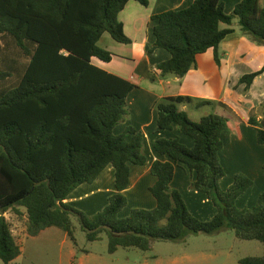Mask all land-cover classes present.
I'll return each mask as SVG.
<instances>
[{"label":"trees","instance_id":"trees-1","mask_svg":"<svg viewBox=\"0 0 264 264\" xmlns=\"http://www.w3.org/2000/svg\"><path fill=\"white\" fill-rule=\"evenodd\" d=\"M131 0H0V264H13L22 254L4 215L27 216V231L39 236L49 228L64 231L75 242V217L90 242L107 234L109 252L119 248L151 250L152 241H179L193 234L231 230L238 239L264 245V193L251 208L238 199L254 186L245 175L223 191L225 170L220 161L222 136L229 120L220 115L190 118L181 106L199 108L215 102L191 97H167L155 108L160 130L175 127L194 140L192 148L178 137L161 138L154 150L170 161H155L151 172L157 182L150 189L157 205L152 210L128 206L124 192L130 186L131 165L144 166L145 139L127 121L129 95L136 85L95 66L93 59L110 63L113 54L99 46L104 34L121 44L131 40L119 15ZM148 6V0H134ZM251 40L264 46L263 0H242L232 14L221 0H195L188 8L152 17L155 43L149 53L166 50L171 58L157 65L161 76L185 77L198 67L197 57L213 50L221 65L220 46L235 33L233 21ZM227 28H222V25ZM264 67L245 75L248 91ZM264 105L250 115L258 142L264 129L258 121ZM196 174L191 189L205 195L217 209L209 221L194 216L182 196L172 188L177 166ZM115 169L116 193L104 209L88 215L67 204L72 193L93 184L109 167ZM240 264H264L263 257H247Z\"/></svg>","mask_w":264,"mask_h":264},{"label":"crops","instance_id":"crops-1","mask_svg":"<svg viewBox=\"0 0 264 264\" xmlns=\"http://www.w3.org/2000/svg\"><path fill=\"white\" fill-rule=\"evenodd\" d=\"M149 5L143 6L131 0L119 15L124 24V32L131 40L130 44L114 43L105 40L104 34L99 46L113 54L110 63L93 59V64L106 72L125 79L136 85L127 99L130 116L116 129L121 134L132 126L141 132L145 139L144 151L148 161L144 166L131 165V180L129 188L124 192L134 209L152 210L157 202L150 189L157 182L151 168L155 161L168 162V157L158 155L154 150V142L158 139L178 137L187 147L194 146V140L182 135L175 127L173 130H160L157 125L158 113L156 104L167 97H191L201 101L215 102L213 106L197 107L195 105L181 106L190 118L199 121L203 116L216 114L229 120L230 131L222 136L223 149L220 151V161L225 170V177L220 187L226 191L237 175H245L254 181V186L241 196L237 205L253 206L255 200L264 193V145L258 142L257 130L250 124L251 112L264 105V73L257 77L250 89L241 84V79L260 71L264 67V46L259 45L240 30L239 21H233L235 33L227 36L221 43V65L209 50L197 57L198 67L191 70L185 77L174 75L161 76L156 68L167 61L171 55L163 49L149 53V46L155 43L153 34L156 25L153 16L168 11H178L191 6L195 0H148ZM225 12L232 14L242 0H221ZM264 3V0H263ZM222 28H227L222 25ZM193 117V118H192ZM258 121L264 129V116ZM196 174L186 166L176 167L172 188L178 190L190 212L202 221L211 220L217 213L213 203L202 193L191 189ZM115 169L109 166L93 184H84L77 188L66 201L74 207L89 209L86 202L96 199L102 203V210L108 204V198L116 193ZM111 185V186H110ZM259 185V186H258ZM259 188L255 200L246 201L251 193ZM134 195L132 203L131 197ZM257 201V200H256ZM242 202V204H240ZM246 203V204H245ZM98 204V203H96Z\"/></svg>","mask_w":264,"mask_h":264},{"label":"rangeland","instance_id":"rangeland-1","mask_svg":"<svg viewBox=\"0 0 264 264\" xmlns=\"http://www.w3.org/2000/svg\"><path fill=\"white\" fill-rule=\"evenodd\" d=\"M235 20L238 22V19ZM107 41L118 43L109 34H106L101 45ZM6 45L5 41L0 40V46ZM256 189L250 192L251 197H247L245 202L255 200L259 194V188ZM96 199L101 198H92L86 202L89 209L75 208L90 216L95 215L102 211V203L96 202ZM133 199L134 195L131 200L135 203ZM253 206L238 205L240 208ZM133 209L129 204L121 216H128ZM22 211L23 216H17L12 211L4 215L22 250L21 256L13 264H240L244 258L264 256V245L261 242L238 239L231 230L215 234H193L179 241H152L151 250L146 252L137 248H119L111 254L108 235H101V240L96 242L88 241L75 217L72 218L75 242L58 228H49L39 236L31 237L27 231L26 213Z\"/></svg>","mask_w":264,"mask_h":264}]
</instances>
